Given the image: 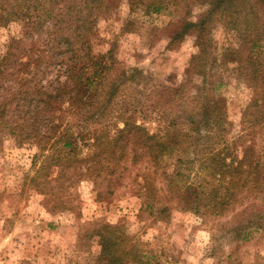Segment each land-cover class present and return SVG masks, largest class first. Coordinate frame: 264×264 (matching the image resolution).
<instances>
[{
    "label": "trees",
    "instance_id": "obj_1",
    "mask_svg": "<svg viewBox=\"0 0 264 264\" xmlns=\"http://www.w3.org/2000/svg\"><path fill=\"white\" fill-rule=\"evenodd\" d=\"M122 1L131 12L176 8L160 30L168 51L193 47L178 86L112 50L94 53L99 17ZM10 24L20 29L0 51V147L36 150V192L77 186L99 198L129 179L147 209L165 204L161 215L179 208L204 223L228 215L222 227L241 241L264 233V0H0V28ZM217 24L240 39L226 59L243 87L239 123L211 80ZM96 233L97 264H151L120 226Z\"/></svg>",
    "mask_w": 264,
    "mask_h": 264
},
{
    "label": "rangeland",
    "instance_id": "obj_2",
    "mask_svg": "<svg viewBox=\"0 0 264 264\" xmlns=\"http://www.w3.org/2000/svg\"><path fill=\"white\" fill-rule=\"evenodd\" d=\"M145 8L141 4L131 12L122 1L110 15H101L92 49L95 54L112 50L125 66L153 69L157 83L178 86L192 44L185 42L168 51L166 34L160 29L177 19L176 8L170 4L149 13ZM126 21L134 27L123 31ZM19 29L16 24L0 28V51L8 33ZM213 40L217 62L211 80L221 83L215 94L227 100L231 120L239 123L245 102L243 87L235 65L226 59L227 51L236 49L240 39L217 24ZM7 145L0 147V264H97L96 232L105 224L120 226L125 236L134 238L151 264H264V233L254 231L247 241H241L224 231L228 215L205 223L179 208L161 215L165 204L155 203L147 209L140 189L129 179L121 181L114 195H107L103 188L99 198L89 188L77 186L61 194L54 188L55 195L49 189L47 194L36 192L33 178L40 168L33 163L36 150L19 148L12 141ZM60 195L65 201L62 207L57 202Z\"/></svg>",
    "mask_w": 264,
    "mask_h": 264
}]
</instances>
